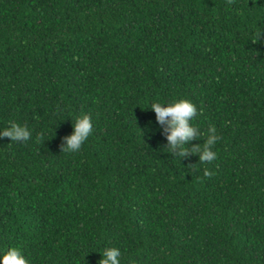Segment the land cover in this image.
Listing matches in <instances>:
<instances>
[{
  "label": "trees",
  "instance_id": "trees-1",
  "mask_svg": "<svg viewBox=\"0 0 264 264\" xmlns=\"http://www.w3.org/2000/svg\"><path fill=\"white\" fill-rule=\"evenodd\" d=\"M261 31L264 0H0V130L32 132L0 139V260L264 264ZM180 99L188 147L220 137L211 178L163 150L151 104ZM81 114L92 133L61 153Z\"/></svg>",
  "mask_w": 264,
  "mask_h": 264
},
{
  "label": "clouds",
  "instance_id": "clouds-1",
  "mask_svg": "<svg viewBox=\"0 0 264 264\" xmlns=\"http://www.w3.org/2000/svg\"><path fill=\"white\" fill-rule=\"evenodd\" d=\"M233 0H228L231 4ZM264 31L256 32L253 43L264 42ZM156 116V123L163 129L162 135L166 138L167 144L163 145V150L180 159L190 156H198V163L189 164L188 167L193 172H203V176L211 178L213 173L206 167L200 166L211 163L217 158L212 150L220 137L216 134L215 126L210 125L204 133L206 139L203 144L188 145L194 140H200L202 133L192 126L191 121L197 115L196 106L189 100L180 99L167 103H153L150 108ZM73 132L70 136L62 138L60 144L61 153L78 152L92 133V117L88 114H81L72 120ZM32 136V132L27 126H22L15 122H9V126L0 130V139L9 138L11 142H26ZM43 138V133L37 134V141ZM199 179V177H197ZM102 258L96 264H120L121 251L116 247L105 248ZM0 264H29L21 250L15 247L9 248L2 256Z\"/></svg>",
  "mask_w": 264,
  "mask_h": 264
}]
</instances>
